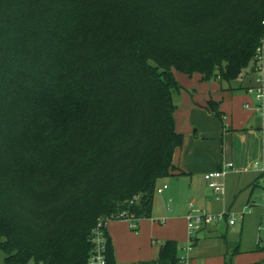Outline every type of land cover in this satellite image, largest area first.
Segmentation results:
<instances>
[{
  "label": "trees",
  "instance_id": "1",
  "mask_svg": "<svg viewBox=\"0 0 264 264\" xmlns=\"http://www.w3.org/2000/svg\"><path fill=\"white\" fill-rule=\"evenodd\" d=\"M263 38L264 0H0L3 264H88L100 219L152 217L185 142L174 71L230 84ZM162 245L140 264H178Z\"/></svg>",
  "mask_w": 264,
  "mask_h": 264
},
{
  "label": "rangeland",
  "instance_id": "2",
  "mask_svg": "<svg viewBox=\"0 0 264 264\" xmlns=\"http://www.w3.org/2000/svg\"><path fill=\"white\" fill-rule=\"evenodd\" d=\"M262 58L264 64V47ZM248 71L223 85L218 80L203 82L198 75L174 71L176 79L185 87L173 97L178 106L175 120H178V128L186 129L181 131L187 136L185 150L193 153L195 163L201 165L196 172L181 175L179 179H161L158 185L166 183L177 195L167 204L165 194L157 192L154 210L158 216L153 210L152 217L134 222L136 229L128 219L107 220V226L126 222L133 232L127 235L123 231L122 234L126 257L147 256L152 252L158 257L159 249L167 239L176 240L179 255H184L189 242L187 216L205 213L223 214L224 217L214 225H219L218 232L202 231L197 235L192 254L194 264H224L223 254L227 249L222 234H226L229 243L230 264H249L264 259V250L260 249L264 247V170L261 169L264 167V128L257 110L260 101L247 90L257 84L258 77H264V69L263 72ZM210 100L218 103V108L223 111L221 116L209 112ZM247 112L253 113L254 119L248 131H225V128L241 126ZM222 160L232 161L234 168L225 178L224 195L217 197L204 176L216 170ZM256 162L260 163L258 167ZM176 181L178 185H175ZM233 218L235 223L230 224ZM235 246H239V251L233 254ZM4 258L5 254L0 251V264Z\"/></svg>",
  "mask_w": 264,
  "mask_h": 264
},
{
  "label": "built area",
  "instance_id": "3",
  "mask_svg": "<svg viewBox=\"0 0 264 264\" xmlns=\"http://www.w3.org/2000/svg\"><path fill=\"white\" fill-rule=\"evenodd\" d=\"M264 47V38L262 39L261 45L258 47L257 51V62L255 63L254 70L263 72L264 64L262 58V51ZM261 61V65L259 62ZM257 84L254 86H250L247 90L254 94L255 97L260 101L257 110L260 116L263 119V128H264V77H258L256 79ZM255 166H258L256 162ZM234 163L232 161L223 162L220 168H217L214 171H210L205 173V179L208 181L209 186L214 190L217 194V197L224 195L226 190L225 178L228 172L233 169ZM264 170V167L261 168ZM167 188V184L163 186H158L156 191L158 193L163 192ZM264 189V183H263ZM192 204V203H191ZM223 214H212L208 215L205 213L198 214H189L188 218V234H189V242L188 246L185 248V254L179 255L178 264H192V251L195 245V239H197V235L209 224L219 222L223 218ZM117 219H128L126 218L124 213H120L117 215ZM110 220V219H108ZM130 220V219H128ZM131 221L132 227L136 228L134 221ZM107 222V221H106ZM230 224L235 223V218L230 219ZM104 221L102 219L99 220L97 226L92 230L91 240L93 242L94 248L90 253L88 258V264H107L106 261V247L108 244V237L106 234V227H104Z\"/></svg>",
  "mask_w": 264,
  "mask_h": 264
},
{
  "label": "crops",
  "instance_id": "4",
  "mask_svg": "<svg viewBox=\"0 0 264 264\" xmlns=\"http://www.w3.org/2000/svg\"><path fill=\"white\" fill-rule=\"evenodd\" d=\"M231 89H233V87H231ZM194 110H195V108H193V111ZM219 110L222 114L223 111L221 110V108H219ZM209 112H212V111L209 110ZM253 120H254L253 119V113L251 114L250 112H247L246 118L244 120H241V126H235L236 128L231 127L229 129L225 128V131L235 130V131L244 133V132L248 131V126L253 122ZM176 122H177L176 123V127H177L176 129H178L177 131L185 132L186 129H183L181 127L178 128V120ZM242 126H246V127H244V129H243ZM186 142H187V136L185 135L184 145L181 148L177 149L175 154H174L173 161H174V164H175L177 169H176L175 173L168 176V179L173 178V177H178V179H179V176H181V175H188V174H191L193 172H196V169H198L201 165V163H195V160L193 158V153L185 150ZM223 162H224V160L220 161L217 164V168H220ZM257 163L259 166L260 163L259 162H257ZM180 172H183V173H180ZM178 181H176L175 185H178V183H179ZM161 182L162 181L160 180L158 184H160ZM168 189H169V186L167 185V188L163 192L160 193V194H165L164 202H166L167 204H169V202H171L173 200L172 198H175V196L177 195V193L175 191H173V190L170 191V189L169 190ZM166 190H168V191L166 192ZM154 206H156L155 201H154ZM153 210H154V207H153ZM154 212H155V215L158 216L157 211L154 210ZM138 220L139 219L135 220L134 222L138 223L139 222ZM216 223L217 222L207 225L202 231L205 233L218 232V226L219 225L214 226V225H216ZM106 229H107L108 235L110 237L111 243H112L113 248H114L116 264H135V261L137 262L136 264H140V262H142V261L154 260L157 258V257H155L156 255H153V252L151 254H147V256H145V255L144 256L134 255V256H128V257L125 256L127 254L123 253V251H124V247H123L124 241L122 239L123 231H125V233L127 235L133 233L129 230V225L126 222H118V223L114 222L112 224H109L108 226L106 225ZM222 238L225 241L226 249H227L223 254V261H224V264H226L225 263V255L226 254L229 255V243L226 239L227 238L226 234H222ZM197 239H198V237H197ZM196 242H197V240H196ZM196 242H195V244H196ZM262 248H264V247H262ZM193 250H194V248H193ZM193 252L194 251H192V254H193ZM158 256H159V254H158ZM260 261H262V260H260ZM260 261H256L254 263H249V264H257ZM192 264H194V256L193 255H192Z\"/></svg>",
  "mask_w": 264,
  "mask_h": 264
},
{
  "label": "water",
  "instance_id": "5",
  "mask_svg": "<svg viewBox=\"0 0 264 264\" xmlns=\"http://www.w3.org/2000/svg\"><path fill=\"white\" fill-rule=\"evenodd\" d=\"M162 250H163V245H161V247H160V250H159V256L162 255Z\"/></svg>",
  "mask_w": 264,
  "mask_h": 264
}]
</instances>
